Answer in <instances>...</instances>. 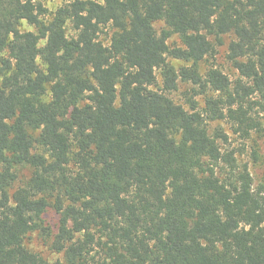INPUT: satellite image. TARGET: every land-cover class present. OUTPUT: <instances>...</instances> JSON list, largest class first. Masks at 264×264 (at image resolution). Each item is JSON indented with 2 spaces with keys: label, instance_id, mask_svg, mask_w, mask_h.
Listing matches in <instances>:
<instances>
[{
  "label": "trees",
  "instance_id": "trees-1",
  "mask_svg": "<svg viewBox=\"0 0 264 264\" xmlns=\"http://www.w3.org/2000/svg\"><path fill=\"white\" fill-rule=\"evenodd\" d=\"M225 35L235 79L201 69ZM216 121L264 136V0H0V264H264V179Z\"/></svg>",
  "mask_w": 264,
  "mask_h": 264
},
{
  "label": "rangeland",
  "instance_id": "rangeland-1",
  "mask_svg": "<svg viewBox=\"0 0 264 264\" xmlns=\"http://www.w3.org/2000/svg\"><path fill=\"white\" fill-rule=\"evenodd\" d=\"M103 2V0H96ZM45 7L48 9V17L51 18L55 11L62 5L66 3V0H43ZM162 23H157V28L162 27ZM21 29L23 31H36V27L30 25L26 21L23 22ZM67 33L72 36L75 35L72 29L71 23L67 25ZM108 36L106 33L101 34V39L108 44ZM231 39L230 35H225L223 37V44L217 45L216 55L213 58H209L207 61L201 64V69L211 67L212 65L222 69L227 75L232 79L238 77V72L231 62L227 60V46ZM172 45H180L179 38L173 37L170 41ZM170 61L175 65L181 64L176 60L170 58ZM159 80L161 78L159 77ZM189 91V92H188ZM192 93L191 85H187L183 82L179 84L178 90L174 91L171 96L176 102L183 104L186 108H189V103L187 102V93ZM196 101L199 103V108L204 107V98L202 95H197L195 97ZM222 127L230 135V147L237 151V156L242 163H247L249 165L250 171L252 173L255 185L259 184L264 179V136H261L255 131L251 133L250 137L244 139L238 134H235L231 128V125L227 121H216L212 123V127ZM50 222L54 223V215L50 218ZM27 245L35 252L40 253L43 257L49 261H55L58 258H62V254L53 252L44 242L43 238L36 232L32 235V238L27 241Z\"/></svg>",
  "mask_w": 264,
  "mask_h": 264
}]
</instances>
